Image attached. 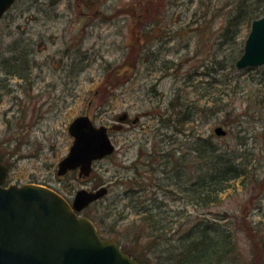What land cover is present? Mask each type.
Masks as SVG:
<instances>
[{"label": "rangeland", "instance_id": "1", "mask_svg": "<svg viewBox=\"0 0 264 264\" xmlns=\"http://www.w3.org/2000/svg\"><path fill=\"white\" fill-rule=\"evenodd\" d=\"M240 4L264 14V0H16L0 20L5 185L41 183L70 201L78 189L107 187L81 214L98 220L102 237L129 248L138 231L137 247L155 246L153 229L138 227L137 208L156 197L163 203L156 217L164 226L174 221L173 246L208 220L232 234L235 257L227 264H264V65L234 64L251 18L236 17L231 40L223 37ZM189 109L192 120L179 132L177 118ZM121 111L139 120L110 130ZM79 115L106 124L115 150L87 176L58 175L73 140L69 122ZM218 125L225 136L215 135ZM188 133L209 137L247 172L215 186L209 204L176 186L189 188L201 167L189 162ZM157 249L165 251L161 243ZM148 252L153 264L157 252Z\"/></svg>", "mask_w": 264, "mask_h": 264}, {"label": "water", "instance_id": "2", "mask_svg": "<svg viewBox=\"0 0 264 264\" xmlns=\"http://www.w3.org/2000/svg\"><path fill=\"white\" fill-rule=\"evenodd\" d=\"M15 0H0V18ZM237 68L264 65V15L252 20ZM116 120H129L122 111ZM138 116L129 121L136 123ZM112 128L118 129V125ZM216 136L227 130L218 125ZM73 141L60 159L57 174L79 169V176L92 171V162L112 154L108 127L96 126L88 115L69 122ZM7 167L0 161V264H140L121 250L111 237H101L96 225L79 212L107 193V187L78 189L70 203L55 189L43 184L4 186Z\"/></svg>", "mask_w": 264, "mask_h": 264}, {"label": "trees", "instance_id": "3", "mask_svg": "<svg viewBox=\"0 0 264 264\" xmlns=\"http://www.w3.org/2000/svg\"><path fill=\"white\" fill-rule=\"evenodd\" d=\"M239 6L240 10H238V14L227 21L228 24L223 33V37L226 36L227 40H231L229 38V33L231 26L234 25L235 22H238L236 17H245L246 15L247 18L253 19L255 16H258L252 15L253 13H248V10H242L241 7H245L243 4H240ZM189 112H191V109H189L186 114L184 113L183 116H179V118H177L181 128L179 132L185 131L187 128L185 127L187 122L192 120L190 119L191 116H189ZM187 136L189 137L188 141L190 143L188 151L191 155L189 162H193L195 164L201 162V167H199L198 170L195 169L197 173H192L190 175L189 188L183 184L180 185L179 181H176V186L177 188L180 187L181 191H185L188 194L190 193L192 196L195 195L196 199H199V201L202 203L209 204L211 201L217 200L218 190L215 189V186L218 187L220 184H222V188H224V183L242 179V177L247 174V172L242 169L238 170L235 168L236 165L234 163H230V161L226 160L222 154L217 153L214 146H211L209 137L206 139L203 138V136H191L190 133H188ZM167 155H169V153H167ZM181 162L184 164V159H181ZM131 190L132 193H134V189L131 188ZM152 209H157V213L151 211ZM159 213H162L163 215V203H161L156 197H152V199L145 203L144 206L141 204L137 208V214L140 215L138 216V227L141 228L145 225L147 230L148 228L153 229L155 234H152V236L157 238L154 241L155 246H149V249L144 248V246L143 248L137 247L136 244L139 243V238L141 237H139L140 231H138V233L133 238V246L129 248L126 245H120L124 252L129 253L141 264H152L151 259L150 261L147 260L148 253L150 252H148V250L157 252L152 254L155 259V264H227L229 260H233L235 257L233 254L235 243L232 240L233 237L230 231H226L225 228L222 230H214L213 227L215 226L208 223V220H201V223L198 222V224H195V227L192 228L190 234L187 235L191 238L182 241L180 244L177 243L176 246H173V237H170V231L173 228L172 225L174 221L169 218V220L166 222L168 225L164 226V224H162L163 220L159 217H156V215ZM90 218L93 221L95 220L96 223L97 219H93L94 217L91 215ZM99 223H101V221ZM134 223L135 222L132 224ZM98 226L97 220V228ZM134 227L136 228V226ZM259 241L260 240H257L258 244ZM159 243L163 244V248L165 250L162 253L158 252L159 249H157ZM259 245L261 246V244Z\"/></svg>", "mask_w": 264, "mask_h": 264}]
</instances>
